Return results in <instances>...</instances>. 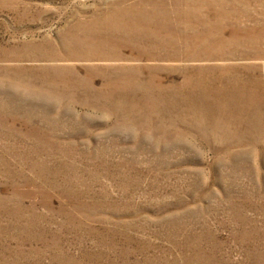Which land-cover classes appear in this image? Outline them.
<instances>
[{
  "label": "rangeland",
  "instance_id": "1",
  "mask_svg": "<svg viewBox=\"0 0 264 264\" xmlns=\"http://www.w3.org/2000/svg\"><path fill=\"white\" fill-rule=\"evenodd\" d=\"M0 264H264V0H0Z\"/></svg>",
  "mask_w": 264,
  "mask_h": 264
}]
</instances>
